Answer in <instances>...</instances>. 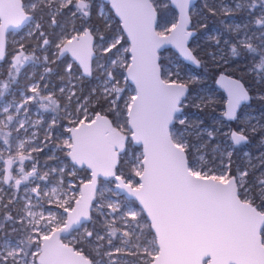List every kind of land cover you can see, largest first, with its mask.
<instances>
[{
	"label": "snow or ice",
	"instance_id": "6c2138e0",
	"mask_svg": "<svg viewBox=\"0 0 264 264\" xmlns=\"http://www.w3.org/2000/svg\"><path fill=\"white\" fill-rule=\"evenodd\" d=\"M0 61V264H264V0H0Z\"/></svg>",
	"mask_w": 264,
	"mask_h": 264
},
{
	"label": "flooded vegetation",
	"instance_id": "af4514ba",
	"mask_svg": "<svg viewBox=\"0 0 264 264\" xmlns=\"http://www.w3.org/2000/svg\"><path fill=\"white\" fill-rule=\"evenodd\" d=\"M229 1H230V3L233 2V0H225V2H229ZM195 4H199L201 7L203 3L201 2V0L199 2H198V0H196ZM208 19H209V17H208ZM234 19L240 20L241 18H239L237 16ZM209 27H214V25H209ZM205 47H207V46H205ZM203 50H204V48L202 47L201 52H203ZM187 67H188V65H186V68ZM207 67L211 68L212 65L209 64ZM232 67L238 68L239 62L234 61L232 63ZM195 70L201 75V78H202V85H201L200 90L209 93L211 95L213 101H214V103L212 104V106L210 108H218L217 109V112H218L217 115L218 116H217V119L215 120L216 124L218 125L220 123V119L222 118L221 114L226 109L225 104L227 102V96H226L225 92L222 90V88L216 84L215 79L213 80L215 86L214 87L212 86V82L209 80L210 78L208 76V72H201L202 69L197 68V67ZM240 71L243 74V69H240ZM185 73L186 72L182 73V75H184ZM234 78H237V77L234 76ZM249 80H250L249 77L244 78V82L246 83V85H247V82ZM252 96H253V99L250 101V103L247 106L242 108V112L251 114V116L255 117V119L252 120L253 124H255L257 121L264 123V119H262V118H264V101H262L258 98L257 92L255 90H253ZM188 112H189L191 118L194 119L195 122H197V119L200 117L201 111L196 110V112H194V110H189ZM203 117L204 116H202V118L199 120H203L204 127L205 128L211 127L213 125V122H211V123L207 122L205 120V118H203ZM246 119H247V117H246ZM236 127H237L236 122L225 121L224 131H227L228 128L235 129ZM250 139H251V143H249L247 145H242V146L238 147V149L236 150V153L233 157V159L235 161L234 167L235 166H243V164L246 162L247 158L243 155V153L245 151L250 152L253 157L257 156L259 153H264V144H261L259 135L251 137Z\"/></svg>",
	"mask_w": 264,
	"mask_h": 264
},
{
	"label": "trees",
	"instance_id": "16d2710c",
	"mask_svg": "<svg viewBox=\"0 0 264 264\" xmlns=\"http://www.w3.org/2000/svg\"><path fill=\"white\" fill-rule=\"evenodd\" d=\"M114 15V14H113ZM167 15H168V18H169V20H171L172 18H173V16H175L176 15V12H175V10L172 8V6L171 5H169V11L167 12ZM239 17V16H238ZM239 18H241V17H239ZM219 17H209V19H208V24L209 25H216V24H218L219 23ZM116 20H118L117 18L115 19V20H113L112 22L113 23H115L116 22ZM201 43H202V45H203V41H201ZM14 47H12L11 45H10V47H9V51H11L12 49H13ZM169 49V51H170V54L172 53V52H174V50L172 49V48H168ZM3 63H6V62H4V61H2ZM209 64H206V65H204L203 67H197V68H201L202 69V71L201 72H208V76H209V80L212 82V86L214 87L215 85H214V79L212 78L213 76H214V73L212 72V67L211 68H208L207 66H208ZM54 67V69H55V66H53ZM186 68V67H185ZM233 68V67H232ZM1 70H2V72L0 73V81H2V78L4 77V76H6L7 75V69H5V68H0ZM27 69L28 68H26L25 69V71H27ZM39 70V69H38ZM241 76H243V74H242V72L240 71V70H238V71H236V73H235V77H237V78H239V77H241ZM21 79V78H20ZM50 79H51V82H55V83H59V81H58V77H57V75L55 74V71H54V73H53V75L50 77ZM200 88H201V86H198V89H193V91H196V90H200ZM217 109L218 108H208V109H206L205 111H203V112H200V117L198 118V119H201L202 118V116H204L203 118H205V120L207 121V122H213V124L214 123H216V119H217ZM189 110H194V112H196V109H194V108H191V109H189ZM188 110V111H189ZM193 112V113H194Z\"/></svg>",
	"mask_w": 264,
	"mask_h": 264
},
{
	"label": "rangeland",
	"instance_id": "374dc122",
	"mask_svg": "<svg viewBox=\"0 0 264 264\" xmlns=\"http://www.w3.org/2000/svg\"><path fill=\"white\" fill-rule=\"evenodd\" d=\"M200 0H198L199 2ZM201 2L203 3V0H201ZM226 3H230L229 2H226ZM197 6V10L200 8V5L199 4H196ZM177 15V14H176ZM26 32H27V29L23 30V31H20L18 34H10L8 36V42H9V45H11L12 47L15 48L16 44L18 41H21L25 35H26ZM26 44H28L29 42L27 40L24 41ZM32 43H35V41H32ZM170 47H165L164 49H162V52H164V55L165 57H168L170 55V51L169 49ZM173 67H175V61H173ZM0 68H5V69H8V64L7 63H3L2 61H0ZM196 67L195 65H188L187 68H185V74H195V75H199L201 76L196 70ZM33 71V69L31 67H28L27 71L24 72V74L21 76V79H20V86H21V89H22V86L25 85L26 83H28V79H26L25 77L28 76L31 72ZM38 71V69H37ZM2 72V70L0 69V73ZM184 74V75H185ZM59 81V80H58ZM52 85H56L58 86L59 83H55V82H51ZM51 113H47L46 116L47 117H51ZM35 118V117H34ZM194 121V119H193ZM199 121V119H197V122ZM58 132L60 131V129L57 130ZM50 153V149H46L42 154H40L39 156V161H40V164L43 165L44 161L46 160L47 156L49 155ZM27 163V162H26ZM84 176V172L81 171L80 173V177H83ZM88 249H86V254H88Z\"/></svg>",
	"mask_w": 264,
	"mask_h": 264
},
{
	"label": "water",
	"instance_id": "95a60500",
	"mask_svg": "<svg viewBox=\"0 0 264 264\" xmlns=\"http://www.w3.org/2000/svg\"><path fill=\"white\" fill-rule=\"evenodd\" d=\"M196 2V0H194V3ZM171 5V4H170ZM172 6V8L175 10V12H176V14L178 15V10H176L175 9V7H174V5H171ZM113 14H114V12H113ZM118 19V18H117ZM165 47H170L171 48V46L170 45H166ZM174 51H175V49H173ZM69 59H71L70 57H69ZM218 78V77H217ZM217 84V83H216ZM219 87H221L222 88V90L225 92V94H226V96H227V91H226V89L224 88V87H222L220 84H217ZM225 106H226V104H225Z\"/></svg>",
	"mask_w": 264,
	"mask_h": 264
}]
</instances>
